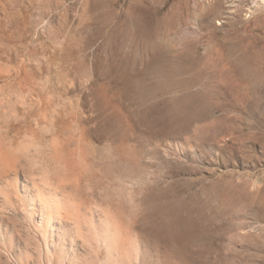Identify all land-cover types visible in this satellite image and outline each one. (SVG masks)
I'll return each mask as SVG.
<instances>
[{"label": "rangeland", "instance_id": "rangeland-1", "mask_svg": "<svg viewBox=\"0 0 264 264\" xmlns=\"http://www.w3.org/2000/svg\"><path fill=\"white\" fill-rule=\"evenodd\" d=\"M155 20L171 55L194 42L205 60L256 67V84L240 89L247 99L238 106L236 92L212 88V112L196 119L178 100L199 84L157 99L122 88L125 75L146 70ZM206 78L219 80L199 83ZM0 94L6 145L20 157L33 151L32 165L51 174L52 188L67 181L78 208L110 211L124 249L94 257L79 240L62 242L54 222L45 254L8 210L0 264H47L48 255L51 264H264V0H0ZM155 101L160 124L149 120ZM226 116L235 126L217 121Z\"/></svg>", "mask_w": 264, "mask_h": 264}, {"label": "bare ground", "instance_id": "bare-ground-1", "mask_svg": "<svg viewBox=\"0 0 264 264\" xmlns=\"http://www.w3.org/2000/svg\"><path fill=\"white\" fill-rule=\"evenodd\" d=\"M167 21H168V25L172 26L173 24L172 19H167ZM160 23L161 21L159 20L153 21V25H151L152 27H150L149 31L147 32L148 37H150L152 41L149 40L151 42L150 59L148 60L147 67L145 65L146 70H137L135 71V73L133 72L134 74L132 73L133 74L132 76H130L131 74L127 76L125 75V78L121 82L122 88L133 89L136 93H140V96L143 98L152 97V99H157L156 98L157 96H162L166 94L172 88H174V86L177 84H181V86L183 85L186 88H190V87L195 86L196 84H199V89L197 91L198 93L196 94L189 93L184 98L178 100L180 106H182L184 113H187L186 118L195 117L196 119H204L205 117L208 116V113L212 112L210 108L213 105V101L209 97V93L212 88H217L218 90H220L221 88H228L230 89V91L232 90L236 92L234 97H236L237 105L240 104V102L242 101V98L247 99V93L246 95L244 93H241L240 89L242 90L245 86L249 90L252 84H256L255 83L256 81L252 82L251 79L249 78L251 77V73H254V71H257L256 67H254L255 70L254 68L252 69V65L250 62L244 61L243 59H240V58H231L230 60H225L221 58L219 55L218 56L216 55L217 57L215 59L205 60L206 55L196 54L197 50L195 49L197 48L194 45L195 44L194 42L191 44L186 43V45L189 47L188 51H185L184 53L178 54V55L177 54L175 55L174 53H172L171 55L172 50L168 49V47L165 49L167 45H165V47L162 48L160 42L157 39L159 32H160V31L158 32V30L160 29ZM171 56H173L174 58H170ZM252 70L254 71L252 72ZM212 73H214L218 77L219 80L217 83L211 84L207 78H206L207 81L205 83H199L201 81L200 79L202 75L206 74L207 77H210V74ZM180 75H183V77L184 75H186L187 77L183 78L182 80L181 79L179 80V78L178 79L174 78L175 76H180ZM246 75L248 76V80H245V82L243 83L241 79H243L242 77L243 76L245 77ZM22 81L23 80H20L18 84L21 85ZM259 89L261 90V88ZM254 97H256V95ZM2 100L0 98V109H2V111L4 112L5 102ZM161 102L162 101H160V104H162ZM233 104L235 103L233 102L232 105ZM158 105H159L158 101H155L154 105L148 111H151L149 120L157 121L160 124L161 122L160 120H162V116H161V113L158 112V108H157ZM223 105H226V103L220 100L217 106L222 108ZM159 113H160V116L158 115ZM4 121L6 120H3V123L0 124V127H1L0 128V246L2 248H5L4 241L2 240L4 237V226H5L4 219H3L4 214L7 213L8 210H12L18 216H20L19 223H21L20 225H23V228L30 230L31 232L33 231V233L35 232L36 235H39L41 237L44 248H45L44 249L45 254L51 255L52 250H50L49 248V237L50 235H52L51 227H52V223L54 222H57L59 224L57 228V231L59 232V236L58 235L57 236L61 239L62 242H64L66 239H69V241L73 243L75 242V240H79L82 246L87 245L90 248H92V250L95 251L94 257L95 256L99 257L103 250H105L108 256L113 252L121 253L124 250L123 243L121 244L122 234H123L121 230L122 225H120L117 220H114L110 211L104 210L102 208H95V210L89 207L86 210H84L85 208L84 209L78 208V205H77L78 203H75L77 201L74 202L73 200H70V197H71L70 193L69 194H67L68 192L66 193L69 183L67 184V181L65 180H62V183H58L57 187L55 186L52 188L51 187L52 185L51 174L49 172L45 173L43 170H38L36 166L32 165L31 160H32V157H34L33 155L34 153H32L33 151H30V150L26 151L25 149L26 152L24 151V154L22 153L23 155L22 157H20L21 154L20 156H18L17 155L18 153L16 154V152H13L10 149V147L6 145L8 141H4V136L7 133L5 132V135H4V132L2 130V127L5 128L4 126H2V124H4ZM217 121L220 123L222 121H229V124L232 123L231 125L235 126V119L233 117L226 116L222 118L221 120L217 119ZM8 122L5 123V126L10 128V124ZM68 128H67V131L68 130L70 131V128L69 129ZM72 130L73 129H71V132L75 131V130L74 131ZM77 130L78 129H76V131ZM16 133H20V132L17 131ZM14 139H15L14 137L13 139L10 138L9 140L10 144L14 141ZM19 141L20 140H18V142ZM14 151H16V149H14ZM78 154H80V152ZM81 156L84 158V161L82 162H86L88 160V156H84L83 153L78 158H81ZM117 159L119 160L120 158H117ZM111 162L113 164L115 161H110V163ZM90 163H92V161ZM81 164L78 166H82ZM85 166H84V169L82 166L83 170H85L86 168ZM115 169L119 170V168L118 169L115 168ZM106 171L109 172L108 170ZM120 173L123 174L122 170L119 171V174L115 173V175L120 176ZM57 174H54V176ZM59 174H58V178L60 176L59 179H61L63 175L61 176ZM65 176L67 175H64V177ZM59 182L61 181L59 180ZM74 198H75V195H74ZM14 228H17V227H14ZM18 228L19 229L17 230H19V233H20V230L22 227L21 228L18 227ZM49 255L47 259V264H51L52 262L51 256ZM61 255H62V252H58L57 256L62 257ZM147 255H150V254L148 253ZM140 258H141V261L142 260L145 261V258H146L145 254H140ZM90 260H93V258L90 257Z\"/></svg>", "mask_w": 264, "mask_h": 264}]
</instances>
